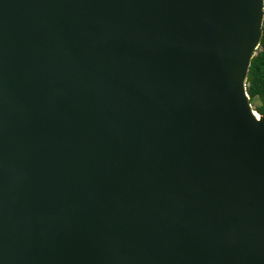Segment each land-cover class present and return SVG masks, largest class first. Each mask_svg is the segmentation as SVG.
I'll use <instances>...</instances> for the list:
<instances>
[{
  "label": "water",
  "instance_id": "1",
  "mask_svg": "<svg viewBox=\"0 0 264 264\" xmlns=\"http://www.w3.org/2000/svg\"><path fill=\"white\" fill-rule=\"evenodd\" d=\"M263 20L264 0H0V264H264Z\"/></svg>",
  "mask_w": 264,
  "mask_h": 264
},
{
  "label": "trees",
  "instance_id": "2",
  "mask_svg": "<svg viewBox=\"0 0 264 264\" xmlns=\"http://www.w3.org/2000/svg\"><path fill=\"white\" fill-rule=\"evenodd\" d=\"M259 50L251 61L248 71L246 93L254 110L264 118V20Z\"/></svg>",
  "mask_w": 264,
  "mask_h": 264
},
{
  "label": "clouds",
  "instance_id": "3",
  "mask_svg": "<svg viewBox=\"0 0 264 264\" xmlns=\"http://www.w3.org/2000/svg\"><path fill=\"white\" fill-rule=\"evenodd\" d=\"M259 50V49H258ZM257 50V51H258ZM257 51H256V53H257ZM245 88H246V86H245ZM246 95H247V93H246ZM248 96V95H247ZM248 99H249V97H248ZM249 103H250V101H249ZM251 107H252V105H251V103L249 104ZM252 109H253V111L255 112V110H254V107H252ZM257 113V112H256ZM258 114V113H257ZM259 115V114H258ZM257 121H259V118L257 119Z\"/></svg>",
  "mask_w": 264,
  "mask_h": 264
},
{
  "label": "rangeland",
  "instance_id": "4",
  "mask_svg": "<svg viewBox=\"0 0 264 264\" xmlns=\"http://www.w3.org/2000/svg\"><path fill=\"white\" fill-rule=\"evenodd\" d=\"M252 107H254V105H252Z\"/></svg>",
  "mask_w": 264,
  "mask_h": 264
}]
</instances>
